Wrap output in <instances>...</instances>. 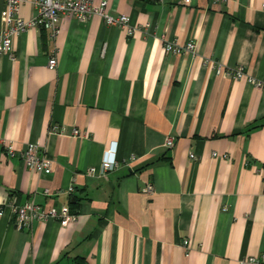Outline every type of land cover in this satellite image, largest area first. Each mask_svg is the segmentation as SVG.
I'll use <instances>...</instances> for the list:
<instances>
[{"label": "crops", "instance_id": "crops-1", "mask_svg": "<svg viewBox=\"0 0 264 264\" xmlns=\"http://www.w3.org/2000/svg\"><path fill=\"white\" fill-rule=\"evenodd\" d=\"M105 10L125 14L130 34L96 13L60 14L53 38L30 26L12 35L11 57L0 53V202L76 214L17 228L5 208L0 264H239L264 253V0H105ZM18 13L31 16L32 0ZM165 40L194 49L166 52ZM31 143L48 172L20 159ZM106 149L118 162L101 173Z\"/></svg>", "mask_w": 264, "mask_h": 264}, {"label": "built area", "instance_id": "built-area-1", "mask_svg": "<svg viewBox=\"0 0 264 264\" xmlns=\"http://www.w3.org/2000/svg\"><path fill=\"white\" fill-rule=\"evenodd\" d=\"M24 0H4V6L1 10V19L3 26L0 28V53L12 56L11 52V37L14 34L24 31L30 26H37L47 29L48 36L53 38L59 30L58 18L60 14H67L77 18L80 21H85L93 14H98L101 19L107 24H116L125 27L126 33L130 34L132 26L127 23V16L125 14L111 15L105 10V0H100L97 3H93L91 0H32L33 14L27 18L22 17L18 13V6L20 2ZM164 2L167 0H157ZM219 0H211L216 2ZM180 4H189L190 0H178ZM163 49L166 52H192L194 49V42L187 40L184 44H178L171 40H165L163 42ZM56 63L54 50H49V54L46 60L48 67H53ZM233 76H240L243 73L241 65H237L230 72ZM249 80L256 85H259L263 80L249 78ZM51 130L63 131V128L57 124L50 125ZM72 134H78V128L72 126L70 128ZM3 151L7 155L14 153L11 143L7 140H3ZM165 146H171L173 144V138L166 136L163 141ZM213 155L216 153L213 151ZM18 155L23 164L30 170L36 172H48L51 168L50 158L40 153L36 145L31 143L27 144L19 150ZM190 157H194L193 153L189 152ZM134 156L130 155L128 159H132ZM118 160L115 157L113 149H106L100 159L99 172L102 173L107 169L114 167ZM87 172L94 174L97 172L94 166H89ZM98 173V172H97ZM68 190H71V186H68ZM145 192L152 190V185L146 183L143 187ZM5 208L12 220L15 227H29L33 219H41L47 217H56L60 224H66L68 221L75 219V212L69 211L66 207H60L57 209L54 206H50L47 210H43L41 206L33 200H26L22 203H16L13 201L5 200L0 202V217L4 214ZM184 253L189 250V244L186 238L181 241ZM239 264H264V253L257 255H245L239 258Z\"/></svg>", "mask_w": 264, "mask_h": 264}]
</instances>
